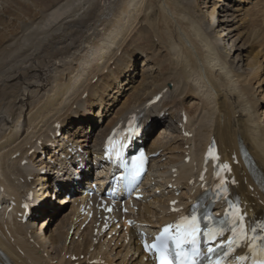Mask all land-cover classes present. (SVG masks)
<instances>
[{"label":"bare ground","instance_id":"bare-ground-1","mask_svg":"<svg viewBox=\"0 0 264 264\" xmlns=\"http://www.w3.org/2000/svg\"><path fill=\"white\" fill-rule=\"evenodd\" d=\"M204 1L0 0V187L4 190L0 199L6 197L8 203L13 196L19 201L26 191L33 190L36 201L40 205L45 202L37 220L50 218L49 227L59 208L48 202L49 194H37L40 181L48 180L39 175L38 163H45L39 159L32 164L33 157L28 158L27 152L37 140L52 141L55 122L67 129L62 138L52 141L60 151L66 152L64 140L68 138L86 144L89 128L98 127L89 119L94 117L92 109L101 108L95 117L105 119V113L114 105L105 103L110 96L108 90L116 87L117 91L122 88L114 93H120V97L126 93V100L111 108L105 126L91 136L93 143L99 145L121 118L139 113L140 107L166 90L151 111L157 115L167 112L172 122L178 121L179 113L184 111L187 132L194 130L192 140L179 129L153 139L156 126L150 128L152 152L171 151L168 146L177 143L183 150L194 142L193 149L183 150L179 156L173 157L181 152L178 149L167 152L172 157L164 170L167 177L172 164H178L180 179L191 172L190 166L183 163L185 152L196 160L211 134L225 159L230 151H238L239 143L244 145L264 177V110L259 117V100L250 90L252 80H257L264 69L260 63L264 56V12L259 16L256 13L257 19L251 18L247 9L253 0H212V5H208L211 0ZM154 40L159 51L153 50ZM137 55L143 58V68L149 63L152 68L140 70L135 63ZM114 58L109 72L100 73ZM125 73H129L128 79ZM121 76L127 83L117 82ZM96 77V83L91 84ZM85 92L87 97L82 100ZM196 95L201 108L189 109L185 100ZM112 100L116 101L114 96ZM16 153H20L19 158L12 160ZM23 159L28 164L21 167ZM234 173L240 178L239 191L245 201L259 214L262 208L251 197L259 193H251L243 185L244 177L247 182L249 178L237 168ZM29 177L33 178L30 182ZM166 204L162 197H154V203L144 205L141 216L159 221ZM19 212L17 205L14 214L5 217L4 212L0 213V248L15 264H70L64 260L65 255L87 253L88 233L82 234L81 242L66 248L71 217L64 216L57 231L50 230L45 236L34 218L25 225L18 222L15 215ZM130 236V244L121 245L118 254L107 261L109 264H141L135 234L130 232ZM129 253L130 259H126ZM102 255L106 256L105 252Z\"/></svg>","mask_w":264,"mask_h":264},{"label":"snow or ice","instance_id":"snow-or-ice-1","mask_svg":"<svg viewBox=\"0 0 264 264\" xmlns=\"http://www.w3.org/2000/svg\"><path fill=\"white\" fill-rule=\"evenodd\" d=\"M126 145H121V148ZM111 152V149H110ZM117 158H121V151L117 150L115 152ZM209 157L214 161L218 160L219 157L215 154L214 149L209 150ZM144 163L145 157L144 154L141 153L139 157L133 158L130 166H128L129 176L128 178L132 181L139 179L144 171ZM223 171H231L230 166L228 164H224L220 169ZM220 173H217L219 176ZM203 179V177H201ZM234 183V181H233ZM221 191L226 193L227 189L223 187V180H221ZM227 198L226 196L224 197ZM229 207L233 209V211L226 213L228 216H233V223L237 224V227L233 228V238L228 241L229 251L233 250V245L238 244L239 239L245 236L244 231V216L241 214L239 206L230 204ZM111 211V209H109ZM211 220V217L207 218ZM175 227V235H170V230ZM258 227L264 230V223L258 225ZM201 228L199 222L197 220V215L195 211L192 216L183 217L179 223L175 226H168L164 228L163 232L156 237L155 241L149 244L146 240L144 242V250L146 252L153 253L158 261V264H200L201 254L199 249V238L201 235ZM256 227L252 228V232L256 233ZM222 234V230H215L211 227L203 231V235L209 240H213L215 236ZM253 243L249 246V250L252 252L253 256V264H264V246H258L255 244L257 239H264V237H257L255 235L252 236ZM190 247H187L189 246ZM208 252L214 253L215 249L208 248ZM224 255H227L225 253ZM240 261H245L248 259L246 256H241L238 258ZM210 264H221V259H217L214 262L209 258Z\"/></svg>","mask_w":264,"mask_h":264},{"label":"rangeland","instance_id":"rangeland-1","mask_svg":"<svg viewBox=\"0 0 264 264\" xmlns=\"http://www.w3.org/2000/svg\"><path fill=\"white\" fill-rule=\"evenodd\" d=\"M255 1H257V0H255ZM254 1V2H255ZM198 2H206V1H204V0H198ZM214 3H215V1H214ZM208 5H212V0H211V3H209ZM250 5H251V7H250ZM248 7H250L249 9H247V12L248 13H250L251 14V18L252 19H257L256 18V13H257V15L259 16V12H264V5L262 4V1L261 0H258L257 2H255V3H252L251 2V4H250ZM211 7V6H210ZM247 8V7H246ZM245 8V9H246ZM154 48H153V50L154 49H158V51H159V46L157 45V41L156 40H154ZM134 50H136V49H134ZM259 50V49H258ZM119 53H120V51L118 52V55H117V57L119 56ZM140 55H137V59H136V61H135V63L140 67L139 69L140 70H142V69H147V70H150L152 67H150V63H149V67H145V68H143L142 66H141V64H142V60H143V58H142V56H140ZM116 58V57H115ZM115 58L112 60V61H110V62H108L106 65V67H103L102 68V70L100 71V73H103V75H105V73L106 72H109V66H110V64L115 60ZM264 56L263 57H261L260 58V63L262 64V66L264 67ZM99 64L102 66V62H99ZM138 68V67H137ZM105 70H106V72H105ZM156 71V69H154V71H152V72H155ZM129 73H125L124 75H128ZM122 77V76H121ZM123 78H124V76H123ZM125 79H127V77H125ZM122 80V79H121ZM137 80H140V78L138 77L137 78ZM91 82H94V81H91ZM117 82H118V80H117ZM124 83H127L126 82V80H125V82ZM123 83V84H124ZM92 84H95V83H92ZM97 86H100V85H97ZM252 86H253V88L252 89H250L251 90V94H253V96H254V99L256 100H259V105H258V109H259V111L257 110V112L258 113H260V114H257V115H259V117L261 116V114L263 113V110H264V69H263V71L261 72V73H258L257 74V80H252ZM101 87V86H100ZM116 87V86H115ZM116 89V88H115ZM115 89H109L108 90V94H110V96L107 98V99H105L106 101H105V103L106 104H109L110 105V103L111 104H113L112 103V101H111V97L112 96H114V99H116V101H115V103L114 104H117L116 106H120V105H122L125 101H123V99H125L126 100V97H123V95H125V96H127V94L126 93H124L121 97H120V93H116V95H113V92L114 91H116ZM119 91H120V88L118 89ZM118 92V91H117ZM126 92V91H125ZM118 94H119V97L120 98H122V99H120L119 97H118ZM107 95V94H106ZM105 95V96H106ZM195 95V94H194ZM118 98V99H117ZM188 100H187V102H186V100H185V105L186 106H188L189 107V109H192V108H194V107H197V106H193V105H195L196 103H198L199 105H201V100H200V98L196 95L194 98H192V97H189V98H187ZM195 99H196V101H195ZM198 99V100H197ZM118 100H120L118 103H117V101ZM109 105H108V107H109ZM116 106L114 107V105L113 106H110L111 108H113V110H114V108H116ZM193 106V107H192ZM98 108L99 107H97V108H95L94 109V113L93 114H97V111H98ZM111 108H110V110H108L107 112H109L110 113V111H111ZM74 110V109H73ZM117 110V109H116ZM112 112V111H111ZM109 113H108V116H109ZM106 115V114H105ZM104 115V116H105ZM108 116H107V118H108ZM94 120V119H93ZM96 120V119H95ZM263 120V119H262ZM93 129L95 130L94 132H93V135L94 134H96L97 132H98V129H99V127H97V126H95V127H93ZM262 129H264V127L262 128ZM194 132V130L193 131H191V133H193ZM161 134V133H160ZM95 136V135H94ZM157 136V135H156ZM159 136V135H158ZM24 137V136H23ZM23 137H21V139L23 138ZM156 138H162V137H156ZM155 138V139H156ZM190 143H193V145H192V149H193V147H194V142L192 141V142H190ZM19 143H17L16 145H18ZM189 144V143H188ZM181 146V144L180 143H177V144H173L172 146L170 145V146H168V147H170V150L171 151H175V149H178V150H180L179 149V147ZM171 151H166V152H168V153H171ZM181 152L177 155H173V157H175V156H179L181 153H184V152H182L183 150H180ZM172 157H170V159H171ZM169 161L170 160H168V163H169ZM67 210V208L65 207L64 209H62L61 211H60V213H59V215L63 212V215H64V212H68V210ZM67 213H65V215H66ZM58 215V216H59ZM63 215H61V217H59V219H57V222H55V223H53V221H54V219H53V221H52V223H53V225H52V223L49 225V227H46L50 222H48L45 226H44V231H45V233H44V235L45 236H47L48 234H49V231L50 230H52L53 231V233H55L57 230H56V228H57V226H58V222H60L59 220H60V218H62L63 217ZM41 224V223H40ZM67 229H69V228H66V230ZM73 242V241H72ZM72 245H76V243L75 242H73V243H71V247H72ZM67 248V247H66ZM69 249V248H68Z\"/></svg>","mask_w":264,"mask_h":264}]
</instances>
